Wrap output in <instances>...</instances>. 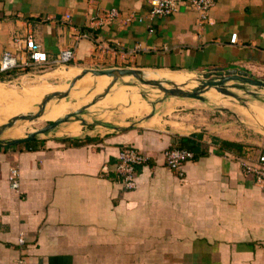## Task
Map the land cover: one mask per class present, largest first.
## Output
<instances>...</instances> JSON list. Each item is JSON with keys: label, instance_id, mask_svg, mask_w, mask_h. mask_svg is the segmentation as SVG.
<instances>
[{"label": "crops", "instance_id": "1", "mask_svg": "<svg viewBox=\"0 0 264 264\" xmlns=\"http://www.w3.org/2000/svg\"><path fill=\"white\" fill-rule=\"evenodd\" d=\"M111 8L121 18H145L149 4L0 0V58L11 51L18 64L12 72L32 69L23 67L25 51L12 43L31 31L49 62L73 47L72 65L190 73L242 68L264 79V0H216L210 23L201 27L195 11L183 5L152 23L118 20L77 39L97 10ZM96 43L104 50L96 51ZM173 123L161 113L128 129L82 127L77 139L34 140L33 149L27 142L0 147V264L18 257L35 264H264V188L238 164L243 151L254 156L260 142L222 119L182 128ZM123 145L150 158L137 168L132 190L113 173ZM186 145L194 157L178 177L161 154ZM11 167L18 170V191L8 185Z\"/></svg>", "mask_w": 264, "mask_h": 264}, {"label": "rangeland", "instance_id": "2", "mask_svg": "<svg viewBox=\"0 0 264 264\" xmlns=\"http://www.w3.org/2000/svg\"><path fill=\"white\" fill-rule=\"evenodd\" d=\"M66 68H74L79 72L84 69H103L72 65L70 63L66 66L32 68L25 71L12 72L9 74V76L3 75L0 79L1 81H8L14 78L16 82L6 85V88L0 85V124L18 115L25 114L27 112L33 113L30 111L32 108L25 107L27 102L32 101L33 103L37 104L43 95L50 93V89L54 88L55 86L64 87L66 80H71L78 74V71H72L67 76L68 78H66L63 71V69ZM46 74L49 75L45 76ZM196 78H199V76H190V81L186 85L187 89L191 88L192 85H197V82L194 81ZM78 82H80V79ZM143 88L144 89L141 94H137V92L134 91L130 93V96L137 97L138 102L144 105V110L140 114L126 115L124 110L126 109L127 103H125L124 105H112L105 108H99V110L96 112L94 111L93 113L85 114L83 117L90 121L104 123L108 122L123 125L126 122H132L134 120L147 117L152 113H156V116H158L160 115L159 112H162L165 113L166 117L170 116V118H172V121H174L173 125L177 128H182V123L190 121L201 123L205 122L206 120H210L211 118H217V120L222 119L224 123H240L246 133V136L253 137L255 140L257 139L260 142L258 145H256L255 150H258L260 147L264 146V130L261 128V126L264 127V103L252 98L249 95H245L241 90L231 88L229 85H227V90H230L241 96L243 98L244 104H240V102L234 98H228L227 101L229 105L225 107L226 110H221L219 109V105H215L208 100L201 102L191 99L177 100L172 97H168V99L164 100L163 102H159V99L164 98L162 97V94H160L158 91L153 92L151 90L152 88L149 86H145ZM246 88L249 91L257 92L259 96H264V89H258L257 87L250 85H247ZM24 89H27L28 91L30 90V93L28 94ZM82 92L83 91H81V93ZM70 94L71 92L69 91L68 96ZM78 94H76L72 102L65 108V111L71 112L74 110L75 106L79 105L76 103L78 100ZM94 94L96 95V92H94ZM18 103H20L23 107L15 110L14 112L8 109V106ZM63 103L64 100L52 102L48 108L42 111V114L37 119L31 121L14 122L3 133L2 139L21 137L47 126L50 124V120H55L48 119V117H50L53 113L60 111ZM178 111L182 113L181 118L175 119L172 116ZM185 114L186 116L188 115V119L184 120L182 116ZM175 121L179 123H175ZM80 130H82V127H80L77 122H73L71 125L64 123L58 128V131L55 129L48 134L49 136H64L63 134H60L62 131L66 135H75L78 134Z\"/></svg>", "mask_w": 264, "mask_h": 264}, {"label": "water", "instance_id": "3", "mask_svg": "<svg viewBox=\"0 0 264 264\" xmlns=\"http://www.w3.org/2000/svg\"><path fill=\"white\" fill-rule=\"evenodd\" d=\"M168 71V70H167ZM169 71H178V70H169ZM165 71L161 70H138V69H131V68H103V69H84L82 71H78V74L72 78L71 80L67 81L65 83V86L63 90H61L58 93H49L43 95L40 100L32 106V108L35 109L33 113L27 112L25 114H21L18 116H15L13 118H10L9 120L3 122L0 124V147H7V146H14L17 144H22L29 141L34 140H46V139H55V140H63V139H77L80 137V132L75 136H49L48 133L54 131L55 129L58 130V128L64 124V123H71V122H77L80 127L85 128H106V129H113V130H123L128 129L131 127H137L140 125H143L144 123H147L148 121L152 120L156 116V113H152L147 117L141 118L139 120H134L132 122H126L123 125L120 124H114V123H104V122H98V121H90L87 120L85 117V114L93 113L94 111H89V107L94 105L97 101L101 100L105 95L112 93V86L118 88L120 86H126L133 89L134 92H137V94H141L143 91V87L149 86L151 87L152 91L159 92L162 94V97L159 99V102H163L164 100L168 99V97H172L174 99L180 100V99H191V100H197L201 102L209 101L215 105H218L214 103L213 101H210L206 96H204V93L212 89L215 92H217L222 99H225L227 101L228 98L232 99L234 98L240 104H244L243 98L239 96L237 93H234L230 90H227L226 86L229 85L231 88L241 90L244 92L245 95H249L254 99H257L258 101L264 103V96H259L257 92L249 91L247 90V85L257 87L258 89H264V79L257 78L254 76H251L248 71L242 69V68H210L206 69L200 73H190V72H184L186 74L191 75H198L199 78H196L194 81L197 82V85H192L191 88H183L184 84L177 85L173 82H170L169 80H166L163 77H156V78H149V76H157ZM49 74H46L45 76H48ZM84 76H90L91 78L101 76L105 78H109L108 85L104 90L99 92L96 96H94L88 104L81 106L77 108L76 110H72L69 112V114H66L64 116H61L60 118L56 120H50V124L47 126L41 128L40 130L28 133L24 135L22 138H16V139H2L3 133L8 129L14 122H22V121H31L34 119H37L42 114L44 106L49 102H56L58 100H68V94L70 89L73 87V85L82 77ZM190 79L187 81L185 85L188 84ZM16 80L13 78L12 80L8 81H1L0 84H2L5 88L6 85L15 83ZM195 82V83H196ZM165 85V86H164ZM153 107V105H152ZM219 109L226 110L225 107L219 105ZM99 110L97 108L95 112ZM162 112H159L161 114ZM240 125V123H235V125Z\"/></svg>", "mask_w": 264, "mask_h": 264}, {"label": "built area", "instance_id": "4", "mask_svg": "<svg viewBox=\"0 0 264 264\" xmlns=\"http://www.w3.org/2000/svg\"><path fill=\"white\" fill-rule=\"evenodd\" d=\"M149 9L145 18H135L133 14L121 18L119 11L115 8L109 10H97L94 16H91L88 21V30L80 32L77 39L92 37L91 30L104 25L106 23L121 20L124 24L134 20L142 22L144 19L150 23L160 17L172 15L183 5L190 6L196 13V25L201 27L206 23H210L209 13L215 6L216 0H148ZM69 15H65L68 19ZM152 32V29H148ZM237 41L236 34L230 36L229 42L235 44ZM15 46H21L25 51L26 59L23 62V67L33 68H51L53 66H66L74 58V48H65L61 50L57 58L49 62L45 51L36 41L31 31H26L20 37H15L12 40ZM104 50L100 43H96V51ZM18 67L17 58L11 51H4L0 58V73L12 71ZM249 149H245L242 155L238 158V164L243 175L249 176L254 183L260 188H264V146L260 147L254 156ZM164 166L176 174L178 177L183 176L182 165L184 162L191 160L194 153L186 148L170 147L162 151ZM150 158L132 145H123L119 148L113 165V173L118 178L121 186L125 190H132L136 187V170L139 167L146 165ZM105 169V168H103ZM19 174L15 167H11L8 171L7 181L9 188L13 191L19 189ZM22 238L18 239V244H22ZM14 264H35L23 257H18Z\"/></svg>", "mask_w": 264, "mask_h": 264}, {"label": "bare ground", "instance_id": "5", "mask_svg": "<svg viewBox=\"0 0 264 264\" xmlns=\"http://www.w3.org/2000/svg\"><path fill=\"white\" fill-rule=\"evenodd\" d=\"M63 71L65 73L66 78H68L67 76L72 71H78V70H76L74 68H66V69H63ZM156 77H163L166 80H169L170 82H173L177 85L184 84V87H183L184 89L187 88V86L185 84L190 79L189 74H186V73L181 72V71H165V72H161L159 75L157 73V76H149V78H156ZM108 82H109V78H105V77H101V76H97L94 78H91L90 76L82 77L80 79V82L77 81L73 85V87L70 89L71 94L68 96V100L64 101V103L62 104L60 111L53 113L50 117H48V119H55L56 120V119L60 118L61 116L68 114L69 112L65 111V108L72 102V100L74 99L76 94H78L79 92L80 93L78 94V100L76 101V103L79 105L75 106L74 110H76L77 108H79L81 106L88 104V102L94 96H96L97 94H99V92H101L102 90H104L106 88V86L108 85ZM0 85H2V84H0ZM63 88L64 87H62V86H55L54 88L50 89V93L60 92L61 90H63ZM29 91L27 89L25 90V92H27L28 94L30 93ZM81 91H83V92L81 93ZM94 92H96V95L94 94ZM131 92H133V89L130 87L120 86V87L116 88V87L112 86V93L105 95L101 100L97 101L94 105L90 106L89 111H95L97 108H105V107H109L112 105H117V106L118 105H124L125 103H127L126 109L124 110L126 115L140 114L144 110V105L140 104L138 102L137 97L130 96ZM204 96H206L210 101H213L214 103H216L220 106L227 107L229 105L228 101H226L225 99H222L220 97V95L212 89L207 90L204 93ZM51 103L52 102L47 103L44 106L43 110L48 108ZM34 105H35V103L30 101V102H27L25 104V107L32 108V106H34ZM8 107H9L8 109H10V110H12V112H14L15 110H17L23 106L20 103H18V104H14V105L8 106ZM30 111L34 112L35 109L32 108V110H30ZM102 116H104V115H102ZM68 124L71 125V124H73V122L68 123ZM261 128L264 130V127L261 126ZM22 137L23 136L17 137V138H22ZM13 139H16V138H13Z\"/></svg>", "mask_w": 264, "mask_h": 264}, {"label": "trees", "instance_id": "6", "mask_svg": "<svg viewBox=\"0 0 264 264\" xmlns=\"http://www.w3.org/2000/svg\"><path fill=\"white\" fill-rule=\"evenodd\" d=\"M91 32V31H90ZM91 34H93L92 32H91ZM13 71V70H12ZM12 71H9V72H6V73H2V74H0V79L2 78V76L3 75H8V74H10V73H12ZM221 145L223 146V147H229V143L228 142H224V141H222L221 142ZM25 147L27 148V149H33L34 148V143H33V141H31V142H27L26 143V145H25ZM186 147L188 148V149H190V150H194L192 147H189V145L187 146L186 145Z\"/></svg>", "mask_w": 264, "mask_h": 264}]
</instances>
